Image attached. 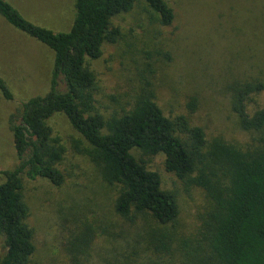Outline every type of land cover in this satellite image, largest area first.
<instances>
[{
  "label": "rangeland",
  "instance_id": "rangeland-1",
  "mask_svg": "<svg viewBox=\"0 0 264 264\" xmlns=\"http://www.w3.org/2000/svg\"><path fill=\"white\" fill-rule=\"evenodd\" d=\"M7 1L26 20L56 33L69 32L76 17L75 0ZM166 1L175 15L171 26L159 25L144 0L115 19L121 30L118 41L106 43L101 58L88 62L96 78L94 112L106 119L122 115L142 89H150L167 116H186L191 126L204 130L208 141L219 138L243 150L264 147V131L243 130L233 111L236 85L264 82V0ZM54 60L51 49L0 16V77L14 96L8 101L0 92L1 171L18 164L10 118L23 102L49 92ZM192 99L197 102L193 111L188 107ZM263 108L264 93L252 95L249 114ZM48 124L64 148L58 168L65 181L61 187L43 179L25 182L36 246L30 264L179 263L183 242L196 240L198 217L207 204L203 192L167 173L163 157L136 152L175 193L180 212L176 223L165 229H158L149 215L123 220L114 211L119 187L105 182L103 168L93 160V147L63 114ZM163 234L172 248L157 252L152 243ZM79 239L91 240L81 242L82 253L74 249ZM5 253L0 235V256Z\"/></svg>",
  "mask_w": 264,
  "mask_h": 264
},
{
  "label": "trees",
  "instance_id": "trees-1",
  "mask_svg": "<svg viewBox=\"0 0 264 264\" xmlns=\"http://www.w3.org/2000/svg\"><path fill=\"white\" fill-rule=\"evenodd\" d=\"M144 1L159 25H172L175 15L166 0ZM138 2L75 0L70 31L56 33L26 20L9 1L0 0V16L10 26L55 54L49 92L23 102L10 118L18 164L13 170H0L5 177L0 184V235L6 249L0 264H30L36 253L25 182L43 179L56 187L64 184L58 168L64 148L48 124L56 114H63L93 147V160L103 168L105 182L119 187L114 211L121 219L134 222L149 215L158 229H165L179 217L175 193L166 189L161 174L143 156L163 157L167 173L203 192L207 204L198 217L196 240L183 242L180 262L175 264H264V147L243 150L219 138L208 141L204 130L191 126L186 116H167L150 89H142L122 115L106 119L94 112L96 78L88 62L101 58L106 43L118 41L121 30L115 19L131 12ZM0 92L6 100H14L1 77ZM260 93L264 82L257 80L233 89V111L245 131H264V108L252 115L248 112L251 96ZM188 107L196 109V99ZM167 238L163 234L153 241L157 252L171 250ZM81 242L77 240L80 246L74 248L80 253Z\"/></svg>",
  "mask_w": 264,
  "mask_h": 264
}]
</instances>
